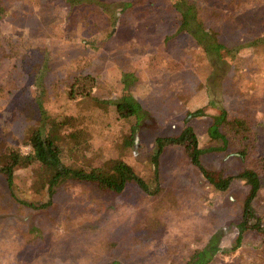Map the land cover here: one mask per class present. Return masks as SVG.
Segmentation results:
<instances>
[{
    "label": "rangeland",
    "instance_id": "rangeland-1",
    "mask_svg": "<svg viewBox=\"0 0 264 264\" xmlns=\"http://www.w3.org/2000/svg\"><path fill=\"white\" fill-rule=\"evenodd\" d=\"M6 1L10 8L0 19V37L16 42L41 25L37 32L46 47V63L36 80L44 89L45 105L60 117L83 114L93 162L123 158L148 183L150 192L128 183L115 194L93 183L72 181L58 188L48 207L36 209L20 205L0 175V264H29L27 260L32 264H103L110 260L120 264H184L215 232H220L222 252L207 264H240L241 252L250 255L262 248L263 237L249 231L240 247L231 250L248 193L242 181L234 179L225 191L213 189L179 144L164 146L157 172L151 157L156 138L178 135L185 116L197 108H203V114L190 118L188 124L193 126L202 148L219 145L208 135L214 115H223L225 110L228 116L247 117L254 152L243 159L234 148L215 150L205 153L202 160L206 166L222 167L228 173L244 167L257 170L262 188L254 206L262 215L264 52H243L245 57H255L261 68L258 73L238 60L221 83L209 82L211 66L201 61L199 47L188 45L186 34L175 35L172 12L162 0H100L105 10H93L85 3L69 6L66 0ZM123 1L133 4L124 10ZM110 7L113 11L107 12ZM84 18L86 21H82ZM204 24L214 32L221 20L210 18ZM86 40L102 44L94 49L85 46ZM37 55L41 58L42 52ZM73 70L95 76L93 96L109 100L121 96L123 73H129L130 89L142 112L123 120L111 103L106 109L79 108L67 95ZM10 72L18 73L7 60L0 68V84L6 87L13 81L15 87L0 94V117L4 114L11 119L8 130L19 135L24 125L22 107L32 105L34 76L20 74L14 82ZM4 124L0 121V129ZM125 135L134 142L127 146ZM20 149L25 153L29 147L20 144ZM62 159L70 163L72 158L63 155ZM19 173L15 188L18 196L36 204L46 201L45 191L35 193L24 184L23 176L28 171L20 169ZM27 231L52 238L43 258L37 254L30 257Z\"/></svg>",
    "mask_w": 264,
    "mask_h": 264
},
{
    "label": "trees",
    "instance_id": "trees-1",
    "mask_svg": "<svg viewBox=\"0 0 264 264\" xmlns=\"http://www.w3.org/2000/svg\"><path fill=\"white\" fill-rule=\"evenodd\" d=\"M162 1L170 7L172 12L171 21L176 26L175 35L186 34L188 45L199 47L201 61L203 60L211 66L212 73L208 77L209 82L218 81L221 83L229 68L231 69L233 63L238 60L242 66L253 73L261 71L255 57H245L243 52H254L255 55H259L256 54L259 50L264 52V0ZM82 3L92 5L93 10L95 7L102 8L100 0H95V2L93 0L88 2L66 0V4L69 6ZM132 4L131 1H123L121 8L125 10ZM9 8L10 4L6 0H0V19L5 16V12ZM111 8L107 12H112L113 8ZM111 14L109 16L112 18ZM210 18L221 20L220 28L215 29L214 32L205 28L204 23L206 19ZM42 19L46 21L47 18ZM82 21H86V19L84 18ZM40 26L16 42H12L6 36L0 37V68L3 62L12 61L13 69L18 72L17 74L10 72L14 82L16 76L20 74L34 76L30 101L32 105L22 107L25 108L21 113L24 118L22 132L18 135L13 130H8L12 124L11 119L5 118L4 114L0 117V121L6 123L0 129V175L4 177L11 196L20 205L42 209L50 205L53 195L62 184L72 181L93 183L102 191L115 194L121 193L128 183H134L149 193L148 183L123 158L110 157L103 159L100 163L93 162L90 151V135L85 126L83 114L60 117L58 113L45 105L44 89L39 80H36L38 71L43 74L42 67L46 63L44 60L45 50L43 49L46 47L41 45L42 39L38 38L37 32ZM85 42L86 47L94 49L102 44L95 45L93 40ZM40 48L41 50H39ZM38 51L42 52L41 58L37 55ZM260 54L262 55V53ZM50 60L49 57V66H51ZM130 76L129 73H123V89L119 98L115 100L98 99L92 93L97 82L96 77L90 73L84 74L79 70H73L67 81L68 99L75 102L81 109H106L107 105L111 103L118 118L123 120L136 118L142 109L132 95L130 79H128ZM12 84L13 81L4 87V83H1L0 94L5 90L12 91L11 88L15 87ZM201 114H203V108L189 112L184 118L185 125L178 135L156 138L157 146L151 157L155 172L158 171L159 156L164 146L173 143L183 146L191 164L213 189L225 191L234 179L242 181L248 187V193L241 205L240 220L237 223L238 235L231 250L235 251L240 247L245 233L249 231L257 236H262V241H264V213L261 215L254 206V200L259 196L262 188L257 170L244 167L236 173H228L222 167H208L202 160L205 153L215 150L224 151L234 148L243 159L254 152L249 119L242 115L228 116L225 110L223 115H214L213 122L208 127V135L218 141L219 145L202 148L193 126L188 124L190 118ZM124 142L128 146L134 142V139L130 135H125ZM20 144L27 145L28 151L22 152ZM63 155L70 156L71 162L66 163L62 159ZM260 163L261 168H264V154L260 156ZM20 169L28 171L23 176L26 187L35 193L45 191L48 194L46 201L36 204L18 196L15 188L16 178L21 175ZM29 235L26 236V242L30 257L32 254H37L38 257L43 258L44 253L48 252L49 241L52 238L43 236L41 238L37 233ZM219 237L220 232L213 233L206 244L197 248L184 264L209 263L214 256L222 252L218 244ZM238 257H241L240 264H264V245L257 252L250 253V255L241 252ZM27 262L32 264L30 260ZM35 264L39 263L35 262ZM103 264L120 263L110 260Z\"/></svg>",
    "mask_w": 264,
    "mask_h": 264
}]
</instances>
